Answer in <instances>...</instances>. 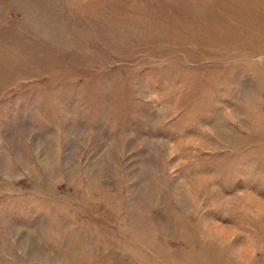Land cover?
<instances>
[{"label": "rangeland", "instance_id": "1", "mask_svg": "<svg viewBox=\"0 0 264 264\" xmlns=\"http://www.w3.org/2000/svg\"><path fill=\"white\" fill-rule=\"evenodd\" d=\"M0 264H264V0H0Z\"/></svg>", "mask_w": 264, "mask_h": 264}]
</instances>
